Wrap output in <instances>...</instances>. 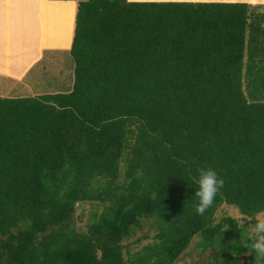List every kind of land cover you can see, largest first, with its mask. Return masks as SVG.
<instances>
[{
    "label": "trees",
    "instance_id": "trees-1",
    "mask_svg": "<svg viewBox=\"0 0 264 264\" xmlns=\"http://www.w3.org/2000/svg\"><path fill=\"white\" fill-rule=\"evenodd\" d=\"M68 56V90L0 96V264H173L195 235L204 264H253L246 225L213 215L264 212V14L76 0ZM209 167L224 187L201 216Z\"/></svg>",
    "mask_w": 264,
    "mask_h": 264
},
{
    "label": "crops",
    "instance_id": "crops-1",
    "mask_svg": "<svg viewBox=\"0 0 264 264\" xmlns=\"http://www.w3.org/2000/svg\"><path fill=\"white\" fill-rule=\"evenodd\" d=\"M244 2L249 10L262 0H127ZM76 0H0V76L20 81L51 51L66 52L72 35Z\"/></svg>",
    "mask_w": 264,
    "mask_h": 264
},
{
    "label": "rangeland",
    "instance_id": "rangeland-1",
    "mask_svg": "<svg viewBox=\"0 0 264 264\" xmlns=\"http://www.w3.org/2000/svg\"><path fill=\"white\" fill-rule=\"evenodd\" d=\"M253 12L254 14H264V6L254 9ZM71 79V62L67 53L51 51L45 53L40 62L33 66L20 81L0 76V96L16 97L66 91L70 88ZM92 210L93 202H78L73 217L74 226L78 229H82ZM260 213L251 217L243 216L239 214L237 208L233 205L221 203L217 206L213 216L214 221L218 220L221 216H230L238 225H246V235L253 236V224ZM246 222L249 223L246 224ZM152 233V227L149 228L148 223L144 221L142 222L141 228L135 230L134 235L123 240L122 243L132 252L141 245L149 242ZM144 234L148 235L147 238L142 237ZM199 237V235H195L192 238L187 248L178 256L173 264H204L203 262H205V259L209 257V255H207L208 249L201 250L196 245V241L199 240Z\"/></svg>",
    "mask_w": 264,
    "mask_h": 264
},
{
    "label": "clouds",
    "instance_id": "clouds-1",
    "mask_svg": "<svg viewBox=\"0 0 264 264\" xmlns=\"http://www.w3.org/2000/svg\"><path fill=\"white\" fill-rule=\"evenodd\" d=\"M194 183L197 185L192 195L196 198L195 212L197 215H204L211 208L217 196L224 187V180L220 178L217 172L212 168L198 169V176L193 177ZM253 237L251 244H246L249 248L248 254L253 255V264H264V213L258 214V218L253 224Z\"/></svg>",
    "mask_w": 264,
    "mask_h": 264
}]
</instances>
